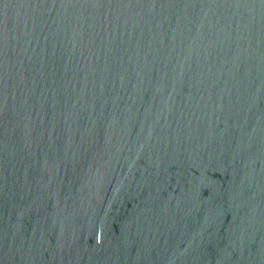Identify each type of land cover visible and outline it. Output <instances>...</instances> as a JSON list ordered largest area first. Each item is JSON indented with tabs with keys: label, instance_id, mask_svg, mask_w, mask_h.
Wrapping results in <instances>:
<instances>
[{
	"label": "water",
	"instance_id": "1",
	"mask_svg": "<svg viewBox=\"0 0 264 264\" xmlns=\"http://www.w3.org/2000/svg\"><path fill=\"white\" fill-rule=\"evenodd\" d=\"M0 264H264V0H0Z\"/></svg>",
	"mask_w": 264,
	"mask_h": 264
}]
</instances>
